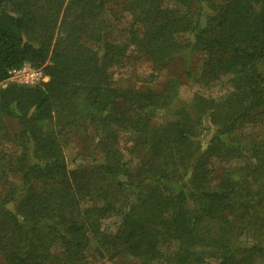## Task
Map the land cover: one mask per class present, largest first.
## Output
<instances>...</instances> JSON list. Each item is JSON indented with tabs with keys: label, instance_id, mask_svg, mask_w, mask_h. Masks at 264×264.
Instances as JSON below:
<instances>
[{
	"label": "trees",
	"instance_id": "16d2710c",
	"mask_svg": "<svg viewBox=\"0 0 264 264\" xmlns=\"http://www.w3.org/2000/svg\"><path fill=\"white\" fill-rule=\"evenodd\" d=\"M206 3L0 0V85L48 77L0 87V264H264V0ZM133 56L160 91L113 81ZM179 77L230 89L184 101Z\"/></svg>",
	"mask_w": 264,
	"mask_h": 264
},
{
	"label": "rangeland",
	"instance_id": "374dc122",
	"mask_svg": "<svg viewBox=\"0 0 264 264\" xmlns=\"http://www.w3.org/2000/svg\"><path fill=\"white\" fill-rule=\"evenodd\" d=\"M214 0H206V4L208 5L209 2ZM166 7L172 8L174 7L173 3H166ZM200 65V64H199ZM177 71V70H175ZM168 72V71H167ZM166 71H159L153 73L154 77H151L152 71L151 66L148 61L136 59L134 56L132 58L126 59L124 62V65L121 68H114L111 71L112 79L115 83H121V84H128L131 86H138L140 82L149 83L150 87L155 89L156 91H160L165 83L167 73ZM180 85H179V91H178V97L184 101L190 100V98L195 94L199 93L203 95V97L208 99H220L223 97L227 91L230 89L229 84V78L223 77L208 86L200 87L198 85L192 84L183 77H179ZM8 83V82H7ZM0 85V87H3L5 84ZM160 114V113H159ZM165 118L162 114L158 115L153 122L155 124L162 123ZM9 122L6 121V124L9 125L8 129L11 130L13 127L8 124ZM259 124L252 125V124H246L241 130L243 133H249V132H257L260 131ZM0 131V150L2 151H12L14 147H12V144L10 142H7L6 139H3L1 136ZM211 134L201 136V139L204 141H208ZM203 141V142H204ZM119 145L121 149H125L130 145L128 137L122 135L119 141ZM82 146L81 138L80 137H73L72 140L64 147V154L66 157V161L70 168L79 165V164H86L89 162V160L83 159L79 156H77L80 148ZM241 163L240 161H235L234 165H238ZM18 181L17 178L9 175V181ZM107 223V222H106ZM175 250V244H165L162 246L161 251L163 253H170ZM95 261H97L95 259ZM100 263L103 264H116V262L113 261H100ZM98 264V261H97ZM258 264H262V261L259 260Z\"/></svg>",
	"mask_w": 264,
	"mask_h": 264
},
{
	"label": "built area",
	"instance_id": "2783aa9c",
	"mask_svg": "<svg viewBox=\"0 0 264 264\" xmlns=\"http://www.w3.org/2000/svg\"><path fill=\"white\" fill-rule=\"evenodd\" d=\"M48 80L41 68H34L29 63H24L7 72L5 83H13L20 86L32 87Z\"/></svg>",
	"mask_w": 264,
	"mask_h": 264
}]
</instances>
